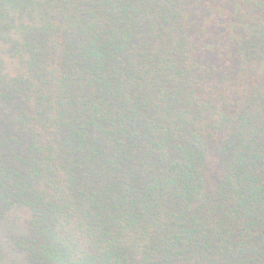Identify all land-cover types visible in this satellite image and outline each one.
<instances>
[{
  "label": "trees",
  "instance_id": "16d2710c",
  "mask_svg": "<svg viewBox=\"0 0 264 264\" xmlns=\"http://www.w3.org/2000/svg\"><path fill=\"white\" fill-rule=\"evenodd\" d=\"M0 264H264V0H0Z\"/></svg>",
  "mask_w": 264,
  "mask_h": 264
}]
</instances>
